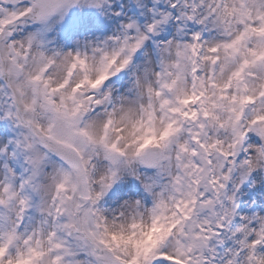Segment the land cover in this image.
Wrapping results in <instances>:
<instances>
[{
	"label": "snow or ice",
	"instance_id": "snow-or-ice-1",
	"mask_svg": "<svg viewBox=\"0 0 264 264\" xmlns=\"http://www.w3.org/2000/svg\"><path fill=\"white\" fill-rule=\"evenodd\" d=\"M0 264H264V0H0Z\"/></svg>",
	"mask_w": 264,
	"mask_h": 264
}]
</instances>
